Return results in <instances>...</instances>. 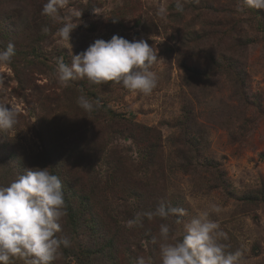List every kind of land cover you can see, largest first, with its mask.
Here are the masks:
<instances>
[{
  "label": "rangeland",
  "instance_id": "rangeland-1",
  "mask_svg": "<svg viewBox=\"0 0 264 264\" xmlns=\"http://www.w3.org/2000/svg\"><path fill=\"white\" fill-rule=\"evenodd\" d=\"M46 2L0 0V47L15 45L12 62L0 66V101L14 102L18 112L14 128L0 132V185L16 180L26 164L43 162L48 149L58 152L62 146L76 189H94L91 200L100 215L97 230L84 224L74 232L64 217L62 235L75 252L78 244L89 248L83 257L92 264H136L138 256L160 264L159 246L152 243L154 235L159 239L160 224L169 223L182 235L211 203L220 212L210 218L227 234L220 242L229 251L243 250L240 264H264V24H255L240 0H182L184 14L173 6L175 0H70L61 17L71 9L82 11L70 45L57 35L61 22L42 15ZM194 32L199 38L190 41ZM114 34L143 38L158 51L152 68L158 84L151 94L113 81L97 85L85 78L67 86L58 81V58L70 64L72 55L95 39ZM218 55L242 64L245 86ZM80 95L145 129L133 140L120 134L122 124L113 132L102 112L78 106ZM156 140L159 148L151 159ZM161 203L186 214L179 222L141 216L129 227L137 213ZM104 235L116 241L114 249ZM61 251L53 264L76 263ZM13 264L24 261L16 258Z\"/></svg>",
  "mask_w": 264,
  "mask_h": 264
},
{
  "label": "clouds",
  "instance_id": "clouds-1",
  "mask_svg": "<svg viewBox=\"0 0 264 264\" xmlns=\"http://www.w3.org/2000/svg\"><path fill=\"white\" fill-rule=\"evenodd\" d=\"M69 2L47 0L42 15L61 22L57 35L70 44V34L78 26L82 11L71 9L68 16L61 17L60 10ZM175 4L178 12L184 11L182 0H175ZM244 4L248 8L264 9V0H244ZM160 11L163 13L165 9ZM42 31L47 34L49 29L44 27ZM14 55L15 45L11 41L6 47H0V66L10 64ZM157 57L158 51L147 40L133 38L130 41L114 34L109 40L95 39L84 51L72 55L70 64L58 58L54 72L64 86L87 78L93 84L113 81L128 90L149 95L158 84V76L152 71ZM77 103L85 112L99 107L98 102L93 103L86 95H80ZM13 104L0 101V132L9 131L18 123V112ZM219 212L216 203L209 204L185 225L182 235L174 234L169 223H161L159 239L152 237V243L158 244L160 249V264H240L243 250L229 251L220 242L227 239V234L218 221L210 218L212 213ZM185 214L183 208L161 203L154 210L137 213L128 225H136L141 216L148 220L159 217L163 221L177 217L176 222H179L178 217ZM66 215L62 182L49 167L25 168L24 174H19L16 180L0 185V264H13L16 258L22 259L24 264H53L60 259L61 248L71 246L67 236L57 235L62 232ZM136 264H152V261L138 256Z\"/></svg>",
  "mask_w": 264,
  "mask_h": 264
},
{
  "label": "trees",
  "instance_id": "trees-1",
  "mask_svg": "<svg viewBox=\"0 0 264 264\" xmlns=\"http://www.w3.org/2000/svg\"><path fill=\"white\" fill-rule=\"evenodd\" d=\"M192 1V0H191ZM244 4V0H240ZM245 7L248 9L249 14L252 16V19L254 20L255 24L258 23V25L264 24V9H252L248 8L246 4H244ZM175 7L176 4H173ZM185 11V10H184ZM184 11L181 14H184ZM199 38V35L194 32L193 35H191L190 41H195ZM216 59L226 64L228 67L233 69L234 74L236 75V78L239 79V82L242 86H245L246 82V73L243 70L242 64L232 58H224V61H221L220 56L218 55ZM217 60H214V64L216 66H223V64L218 63ZM194 70V74H199L198 68H192ZM92 99H95L96 95L91 94ZM99 103V107L95 108L98 112H102L103 117H107L108 121L113 123V132L119 133V124H122L124 126V129L120 131V134L127 135L131 140L136 139L141 129H145L142 126H139L137 122H134L128 118L122 117L121 114L115 113L109 106L102 103L101 101H97ZM96 103V102H95ZM130 126V127H129ZM135 126V127H132ZM146 130H150L149 128H146ZM75 146V145H74ZM153 150L149 152V156L152 159V157L155 155L158 147V141L156 140ZM79 151H83V148L81 146L78 147ZM45 153L44 160L41 163H35L30 162L25 165V167H22L19 174H24V169L29 167H49V170L57 175L61 182L63 187V193L64 198L66 202V210L67 215L65 217V223L69 228L70 232H74V230L77 231L81 226L85 225H93V228L95 230L98 229L96 226V222L99 219L100 215L99 212H97L94 209V203L91 200V195L94 194V189L91 188L89 192H84L80 189H76V181L77 178L75 177L73 172L69 171V168L65 166V157L66 155L63 152L62 146L59 147V151L50 150ZM84 154V152L82 153ZM108 159V158H107ZM151 161V160H150ZM113 165V161L108 162ZM113 171V167L108 170V175ZM261 199L264 202V189L261 190ZM58 236H63L62 232L57 233ZM105 237V244L107 247L114 249L116 246V241L114 239L106 238ZM78 247L77 252L73 250V247H70L71 250L66 249L65 247H62L64 250V256H71L74 257L76 260L75 264H92L90 257L85 258L83 257L86 253H91L89 248H84L80 246L79 244L76 245ZM90 260V261H89Z\"/></svg>",
  "mask_w": 264,
  "mask_h": 264
}]
</instances>
